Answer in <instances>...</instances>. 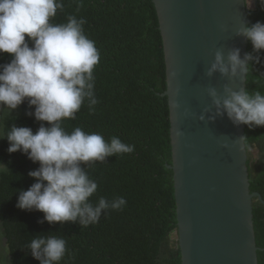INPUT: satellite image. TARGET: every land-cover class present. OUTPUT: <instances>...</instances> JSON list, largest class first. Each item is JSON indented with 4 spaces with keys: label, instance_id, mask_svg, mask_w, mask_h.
I'll list each match as a JSON object with an SVG mask.
<instances>
[{
    "label": "trees",
    "instance_id": "obj_1",
    "mask_svg": "<svg viewBox=\"0 0 264 264\" xmlns=\"http://www.w3.org/2000/svg\"><path fill=\"white\" fill-rule=\"evenodd\" d=\"M52 23H66L69 16L83 18L85 34L95 42L99 63L94 68L98 103L90 111L87 101L76 119H64L71 132L80 127L86 133H99L106 142L113 136L134 146L131 153L89 162L86 171L98 183L90 198L111 201L124 197L119 210H107L99 222L82 227L78 222L47 221L44 213L16 207L19 190L35 181L29 171L39 167L22 152L9 153V142L0 139V262L40 264L28 245L38 234L66 240V254L59 264H182L174 187L170 106L167 66L158 10L154 0H62ZM249 9L248 25L264 22V8ZM26 40L29 38L26 36ZM30 46L31 42L29 41ZM248 53L261 62L249 61L247 88L264 92V52ZM10 54L0 53V65L9 63ZM34 111L27 101L12 113L1 111L0 132L13 123L35 132L41 122L27 113ZM47 126V122H44ZM246 145L251 192L264 199V127L246 125ZM86 167V165H85ZM254 226L264 264V204L253 201Z\"/></svg>",
    "mask_w": 264,
    "mask_h": 264
},
{
    "label": "clouds",
    "instance_id": "obj_2",
    "mask_svg": "<svg viewBox=\"0 0 264 264\" xmlns=\"http://www.w3.org/2000/svg\"><path fill=\"white\" fill-rule=\"evenodd\" d=\"M243 2L251 9L253 0ZM259 3L264 8V0ZM62 8V0H0V53L11 56L9 63L0 65V110L12 113L27 101L34 107L27 114L41 122L35 132L13 123L7 133L0 132V139L9 142V153L22 152L39 164L29 171L35 182L19 190L16 207L44 213L40 223L78 222L87 227L99 222L107 210H119L126 204L122 196L91 202L98 183L86 171L89 162L131 153L134 146L116 136L106 142L99 133H86L80 127L68 132L63 127L64 119H76L85 101L90 111L95 110L94 68L100 57L95 42L84 32L83 18L69 16L66 23L51 22ZM237 35L250 41L254 52H264V22L245 25ZM253 60L261 62L259 55L254 58L251 53L242 59L239 48L230 51L227 59L218 50L208 75L247 77L248 62ZM208 91L217 115L226 113L236 126L264 127L261 90L226 86L223 95L215 88ZM6 167L0 163V172ZM28 249L40 264H59L66 254V240L38 234Z\"/></svg>",
    "mask_w": 264,
    "mask_h": 264
},
{
    "label": "water",
    "instance_id": "obj_3",
    "mask_svg": "<svg viewBox=\"0 0 264 264\" xmlns=\"http://www.w3.org/2000/svg\"><path fill=\"white\" fill-rule=\"evenodd\" d=\"M167 66L174 187L182 264H260L254 226L246 125L217 115L215 88H247V77L208 75L216 51L225 59L248 40L243 0H154ZM258 4V2H256ZM0 110V126H1ZM201 116L204 118L201 119ZM179 133V134H178ZM243 137V139H242Z\"/></svg>",
    "mask_w": 264,
    "mask_h": 264
},
{
    "label": "rangeland",
    "instance_id": "obj_4",
    "mask_svg": "<svg viewBox=\"0 0 264 264\" xmlns=\"http://www.w3.org/2000/svg\"><path fill=\"white\" fill-rule=\"evenodd\" d=\"M254 4H256V0H253V4H252V7H251V9H253V8H254ZM174 237H177V235L175 234V235H174Z\"/></svg>",
    "mask_w": 264,
    "mask_h": 264
}]
</instances>
